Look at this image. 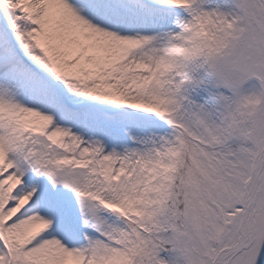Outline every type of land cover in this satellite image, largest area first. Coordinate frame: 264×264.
I'll return each mask as SVG.
<instances>
[{"label":"snow or ice","instance_id":"obj_1","mask_svg":"<svg viewBox=\"0 0 264 264\" xmlns=\"http://www.w3.org/2000/svg\"><path fill=\"white\" fill-rule=\"evenodd\" d=\"M0 264H264V0H0Z\"/></svg>","mask_w":264,"mask_h":264}]
</instances>
